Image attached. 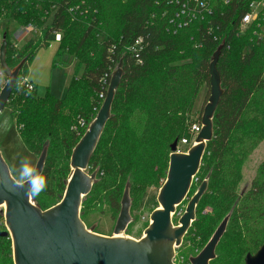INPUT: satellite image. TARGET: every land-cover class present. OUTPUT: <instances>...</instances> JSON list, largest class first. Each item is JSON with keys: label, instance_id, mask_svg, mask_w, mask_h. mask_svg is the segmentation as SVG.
<instances>
[{"label": "rangeland", "instance_id": "374dc122", "mask_svg": "<svg viewBox=\"0 0 264 264\" xmlns=\"http://www.w3.org/2000/svg\"><path fill=\"white\" fill-rule=\"evenodd\" d=\"M256 27L252 25L235 28L232 42L227 47L225 56L221 58L226 69L241 68L249 79V83L250 78L258 74H261L264 80V26ZM22 30V26L13 18L1 19L0 44L7 31L9 40L12 43L16 42L18 47L22 48L29 38L35 35L34 32H29L25 38L19 39L17 33ZM113 31L110 32L113 33ZM53 37L52 35L47 46L41 47L34 54L28 66L26 78L34 84L35 90L27 92L22 84L16 83L11 95L12 100H9L0 113V149L13 176L16 175L15 170L19 167L21 159L25 157L36 165L43 149L41 145L44 141H48V137L43 142L40 141L37 131L48 124L49 118L53 117V114L50 116L48 112L52 109V103H50L47 105L50 110L43 111L42 117L34 119V110L26 107L24 98H43L51 94L57 99H63L71 78L78 77L79 81L87 68L73 54L69 55L65 52L60 55L61 43L56 42ZM101 38L102 35L99 36V39ZM91 47V50H95L96 53H91L90 65L95 63L100 50V47L94 44ZM189 53L190 49L187 45L173 50L165 60L159 62V69L163 70L159 74L174 70L175 75L166 76L163 80L159 77L150 79L152 85L160 82L163 84L164 106L166 104L174 108L176 112L178 111L171 122L169 120L159 122L160 116L155 109H151L153 112L150 113L134 112L128 123V127L134 129L132 132L129 128L123 129L114 137L115 130L111 125L108 136L99 148L96 147L93 153L95 167L89 165L87 172L92 173L99 168L100 176L91 192L84 197L81 208L84 222L88 228H94L95 232L107 236L113 235L125 187L129 184L132 222L125 233L136 239L141 238L150 223L151 213L159 207L158 194L167 177L171 154L170 144L180 132L178 124L184 127L181 138L185 137L189 142L187 145H182L181 149L187 152L193 145L197 136L194 128L201 126V116L210 96V83L206 81L203 72L200 71L198 74L194 72L201 51L192 50V53L196 55L193 58H190ZM184 70L188 73H184ZM20 75H24L23 69ZM5 83L6 76H0V91ZM82 86L88 90L84 85ZM93 99V97L88 99V104L80 113H77V110L71 111L68 107L62 109L60 117L57 118L58 125L53 126L54 129L59 127V133L52 137L50 152L46 159L53 177H49L50 183L47 181V188L40 196L49 198V192L54 188L57 195L50 201L54 204L58 203L64 194L63 189L55 187V178L61 168H70L71 159V155L68 158L63 156L64 148L60 140L64 134H70L71 128L80 118L86 117L90 122L95 118L99 110L95 108L92 117L90 116ZM262 99L263 97L257 98L256 104L259 105ZM23 118H26L29 127L33 124V129L30 127L31 130L29 129L30 131L25 135V123L18 122ZM259 118L261 115L255 108L248 110L244 119L245 123L236 129L222 163H218L211 152L206 153L207 159L204 163L202 159L200 170L187 198L178 206L173 216L175 224L179 223L189 200L202 181L209 173L213 177L210 178L208 189L198 204L194 222L184 236L182 244L176 248V264H191V257L197 256L204 249L218 226L229 214L231 215L227 229L216 248V257L210 264H245L246 256L249 253H256L264 243V234L253 236L254 232L249 229L256 227L264 232V214L260 217L255 215L257 222H253V217L244 220L238 213L245 204L253 203L256 207L260 204L259 199L253 201L250 195L264 161V135L261 138L257 136L248 149L243 146L250 138L249 133L264 125V114L262 124L254 122ZM121 123L123 124V121ZM157 124L160 128L154 126ZM112 196L113 203L115 199L118 200L120 204L118 208L113 205ZM33 201L36 202L34 199ZM6 230L8 229L5 224L4 207H0V232ZM0 264H14L11 238L0 236Z\"/></svg>", "mask_w": 264, "mask_h": 264}, {"label": "trees", "instance_id": "16d2710c", "mask_svg": "<svg viewBox=\"0 0 264 264\" xmlns=\"http://www.w3.org/2000/svg\"><path fill=\"white\" fill-rule=\"evenodd\" d=\"M55 2L60 6L59 11L54 16L52 23L43 29L41 37L30 39L22 48H14L9 40L8 32L4 33L8 42L7 62L13 67V64H18L23 58H26L27 61L23 67L24 74L27 73L34 54L41 47L48 45L50 38L55 35L54 32L56 31L62 34L60 41L61 52L59 54L62 55L65 52L69 55L73 54L80 59V63L85 64L87 67L79 81L78 77L73 76L71 78L67 93L63 99H57L51 94L43 98H24L26 107L34 110V119L35 117H42L43 111L50 110L47 105L52 103V109L48 112L50 116L53 114V117L49 118L48 124L37 131L40 141L43 142L48 137L47 142L41 143L42 148L48 145V153L50 152L52 137L59 133V127L54 129L53 126L58 125L57 118L60 117L62 109L68 107L71 111L77 110L76 112L80 113L83 110L82 108H85L88 104V99L93 97L95 100H91L93 109L90 116L92 117L93 110L96 108L98 111L105 99L111 77L110 74L116 68L123 55H125V75L112 105V116L106 124L97 148L108 136L111 125L115 130L114 137L119 135L123 129H128L129 120L134 112L150 113L153 112L151 109H155L160 116L159 122L162 120L171 122L178 111L176 112L174 108L166 104L164 106L163 97L165 91L163 84L160 82L152 85L150 79L159 77V79L163 80L166 76L175 75L174 70L170 73L159 74L163 71L159 69V62L165 60L173 50H177L182 45H187L190 49V58L196 57L192 50L201 51L200 58H198L196 64L197 68H195L194 72L195 74L200 71L203 72L206 81L210 83L209 60L220 43L225 40V46L218 61V70L221 74L222 86L225 91L214 116V136L208 142L203 156V163L207 159L206 153L208 152L212 153V157H216L218 163L223 162L235 131L245 123L244 119L249 109L255 108L260 113L261 118L255 119L254 122L262 124L264 80L261 74L251 77L250 83H252L250 84L249 79L244 75L241 68L228 70L221 61V58L225 56L227 47L232 42L235 28L238 27L240 18L247 9L245 4L236 3L227 7L221 5L215 16L203 22H196L176 34L167 31V21L161 16L162 11L170 7L156 5L155 0H0V19L13 18L22 26L34 23L41 27L47 23L49 17L47 12L51 11V5ZM77 5L80 8L76 10V13L69 11L70 7ZM152 15H155V17H152ZM210 26L212 28L211 31L209 30ZM112 30H114L113 33L110 32ZM100 35H102L101 39H99ZM140 36L146 38L148 45L142 53L143 63L137 64L135 57L127 52L126 47L133 44ZM216 36L219 37L218 40H215ZM92 44L98 48L100 47V50L97 60L90 65L92 63L91 53H96L95 50H91ZM185 72L188 73L187 70H184ZM103 78L107 80L106 83L103 82ZM82 85L88 90L83 88ZM102 93H104V97H101ZM259 97H263V99L257 105L256 100ZM10 100H12L11 97ZM83 119L90 123V120L86 117ZM21 121L26 126V129H24L25 135L31 130V125L30 127L28 126L26 118L18 120V122ZM122 121L123 124L121 123ZM154 126L160 128L158 124ZM177 127H179L178 131L180 132L173 142L176 139H182L181 133L184 127L182 124H178ZM31 128L33 129V124ZM86 130L84 129L82 132L77 133L71 128L70 134L63 135L60 140L64 148L63 156L70 157L73 148ZM129 130L132 132L134 129L129 128ZM263 135L264 125L252 130L248 135L250 137L248 142L244 143L243 146L248 149V146L253 144L257 136L261 138ZM94 160L95 155L90 160L89 165H92V167H95ZM69 171L70 168H61L55 178V187L63 189L62 192L66 188ZM43 173L50 183L49 177L53 176L49 164H46ZM98 176H100V170ZM211 177H213L212 174L210 175ZM49 195V198L38 196L33 199L39 207L47 209L56 204L50 202L57 195L54 188L50 190ZM250 197H252L253 201L259 199L260 204H257V207L253 203L251 205L245 204L238 210V213L244 220L253 217V222H257L255 215L260 217L264 214V161L260 166L258 177L254 181ZM113 205L117 208L120 206L117 199H115ZM81 216L83 219V214ZM249 229L254 232L253 236H262L264 234L263 230H259L256 227Z\"/></svg>", "mask_w": 264, "mask_h": 264}, {"label": "water", "instance_id": "95a60500", "mask_svg": "<svg viewBox=\"0 0 264 264\" xmlns=\"http://www.w3.org/2000/svg\"><path fill=\"white\" fill-rule=\"evenodd\" d=\"M7 38L0 44V66L6 83L0 91V113L10 100L20 72L27 59L16 66L7 62ZM225 46L223 40L214 51L210 63V96L201 116V129L187 152L178 151L176 139L171 145L167 177L158 194L159 207L150 216V223L141 238L125 232L132 222L129 184L121 200L120 214L112 236L99 234L88 228L81 216L83 199L97 182L99 168L92 173L87 169L106 124L112 116V105L125 75L123 55L112 71L106 97L95 118L73 148L70 174L61 200L42 209L25 189L12 186L14 177L0 149V207H4L6 231L1 237L12 240L14 264H176V248L196 218L198 204L209 186L211 173L202 181L188 202L184 214L175 224L173 216L187 198L194 179L200 170L208 142L214 136V116L224 94L218 61ZM48 145L41 151L36 167L44 172ZM227 215L204 249L191 264H210L216 257V248L223 237L230 219ZM245 264H264V243L259 250L245 258Z\"/></svg>", "mask_w": 264, "mask_h": 264}, {"label": "built area", "instance_id": "2783aa9c", "mask_svg": "<svg viewBox=\"0 0 264 264\" xmlns=\"http://www.w3.org/2000/svg\"><path fill=\"white\" fill-rule=\"evenodd\" d=\"M155 2L156 5H165L166 7H170L165 8L162 11L161 16L167 21V31L172 32L174 34L187 27H190L191 25H194L196 22H203L206 21L208 18L215 16L217 10L221 8V5L227 7L235 5L236 3H243V5L245 4V6L247 7L245 13L240 18V21L238 23L239 27L244 28L255 25L261 28L264 26V0H155ZM59 8L60 6L57 2L51 5V11L47 12V14H49L47 23L41 27L35 25L34 23H29L26 26L21 25L22 28L25 30V34L29 32H34L35 35L33 38H36V36L41 37L43 29H45L46 26L52 23L54 16L59 11ZM79 8V5L73 6L69 8V11L76 13V10H78ZM152 17H155V15H152ZM211 29L212 28L210 26L209 30L211 31ZM54 33V40L56 42H60L62 39V34L58 31ZM218 38L219 37L216 36L215 40H218ZM12 45L14 48H19L16 42L12 43ZM147 45L148 42L146 38L144 36H140L134 41L133 44L127 46L126 50L130 53L131 56L135 57L137 64H142V53L147 48ZM4 75L5 73L0 66V76L4 77ZM102 80L104 83L107 82V80L104 78ZM16 83L20 85L22 84V86L27 92H33L35 90L34 84L26 78V74L20 75ZM101 97H104V93L101 94ZM88 126L89 125L86 123V120L80 118L77 124L73 126L72 129L77 133H80L82 130L87 129ZM200 129L201 126H195L194 133L198 134ZM188 143L189 142L187 138H182L181 140H179L178 151L186 152L181 149V146L187 145Z\"/></svg>", "mask_w": 264, "mask_h": 264}, {"label": "clouds", "instance_id": "9594fccd", "mask_svg": "<svg viewBox=\"0 0 264 264\" xmlns=\"http://www.w3.org/2000/svg\"><path fill=\"white\" fill-rule=\"evenodd\" d=\"M16 175L9 177L16 189H25L29 200L40 196L47 188V179L43 171L38 169L27 157L21 159Z\"/></svg>", "mask_w": 264, "mask_h": 264}, {"label": "crops", "instance_id": "0c3cea01", "mask_svg": "<svg viewBox=\"0 0 264 264\" xmlns=\"http://www.w3.org/2000/svg\"><path fill=\"white\" fill-rule=\"evenodd\" d=\"M25 30L23 29L22 30V32H20V33H17V36H18V38L19 39H21V38H25L26 37V34H25V32H24ZM31 38H29V40H30ZM18 45V44H17ZM20 48V47H19Z\"/></svg>", "mask_w": 264, "mask_h": 264}]
</instances>
